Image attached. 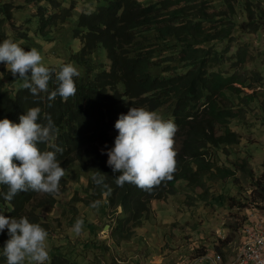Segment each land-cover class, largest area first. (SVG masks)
<instances>
[{"label": "trees", "instance_id": "trees-1", "mask_svg": "<svg viewBox=\"0 0 264 264\" xmlns=\"http://www.w3.org/2000/svg\"><path fill=\"white\" fill-rule=\"evenodd\" d=\"M219 1V4L215 2L213 6L212 0H108L95 13L83 12L74 31V37L80 40L82 46L72 59L84 66L86 71L79 77H74L76 95L66 102L59 96L50 102L47 99L48 93L33 96L29 90L12 89L19 78H14L8 66L0 63V71L3 73L0 76V119L7 118L18 123V117L32 107L41 109V123H46L44 115L49 114L58 129L54 143L63 149L62 154L57 153V159L66 172L61 179V188L66 185V176L69 177L68 171L73 160H78L81 171L91 174L84 191L93 193L95 201H100L99 207L105 214L110 209L117 212L123 208L128 221L127 227L142 226L141 218L149 213L152 203L155 200H167L169 195L175 194L179 182L184 185L181 191L188 193L187 203L190 205L193 203L191 199L197 195L196 189H206L205 176L214 169H217L223 179L235 178L232 167L207 162L206 158L209 149L216 153L220 149L239 144L238 135L232 131L231 124L237 114L248 113L246 106L242 105L247 102L245 99L242 98L240 105L234 102L235 93H243L234 84L245 85V74L233 75L235 70L230 74L222 66L229 60L231 69L242 67L246 70L247 51L236 48V40L247 33L264 31V0ZM30 2L33 11H36L35 7H39V26L43 37H48L54 24L52 18L47 16V9L51 5L60 7V3L57 0ZM10 6L12 3H2L0 0V43L5 39L12 40L3 30L4 24H10L14 20ZM212 6L215 10L210 12ZM64 14L69 15L70 12L65 10ZM20 37L31 40L27 32ZM232 48H236L234 53H230ZM100 49L106 50L109 67L99 65V72L91 74L96 65L92 56ZM50 68L55 72L61 69ZM56 86L53 76V80L49 82V92ZM247 97L249 100L253 99L251 96ZM216 99L224 102V105H220ZM49 103L51 107L48 106ZM167 104H170V108L164 119L174 121L178 126L175 139H181V147L176 149L177 167L172 180L151 191L132 184L118 187L115 179L119 174H113L106 163L107 150L114 146V139L107 132L117 133L114 123L130 107H143L158 113ZM237 106L240 109L237 110ZM218 124L224 131L220 132V136H217ZM88 132L90 136L85 137ZM97 141L102 142L100 151L94 148ZM38 147L42 151H54L48 144H40ZM247 162L248 160L242 167H246ZM97 170L107 174L105 183L111 191L93 182L92 177ZM251 186L254 195L245 193L243 203L235 196H228H231V208L242 204V208L252 206L251 209H262L264 176L254 177ZM74 191V202H79L85 214L83 229H86V233L82 245L89 251L92 248L105 249L109 242L99 239L103 227L87 219V212L92 209L93 201L85 209V202L78 197L89 196L83 194L82 186H75ZM7 192L8 187L0 185V215L16 219L27 217L29 222L41 225L35 212L29 213L32 201L40 193L21 192L9 202L3 198ZM57 196L58 194H47L46 201L40 205L41 209L46 205L57 206ZM222 200L223 198L219 201L214 199V202L221 204ZM248 215L247 211L242 219L237 218L227 227L236 235L248 222ZM234 238L235 236H231L223 240L220 237L222 244L231 243ZM7 239L9 237L5 229L0 232V260L4 264L6 258L2 257L3 247ZM62 240L67 247L58 246V254L50 257L45 264H77L70 257L77 253L70 251L71 240L68 237H62ZM215 251L223 256V263L231 260L224 248L216 247ZM207 252L208 249L204 250L203 256Z\"/></svg>", "mask_w": 264, "mask_h": 264}, {"label": "rangeland", "instance_id": "rangeland-1", "mask_svg": "<svg viewBox=\"0 0 264 264\" xmlns=\"http://www.w3.org/2000/svg\"><path fill=\"white\" fill-rule=\"evenodd\" d=\"M57 1L60 7L51 5L47 9V16L52 18V24H54L52 28L50 27L51 33L48 37H43L39 26V7H35L36 11H33L30 0H2V3H12L10 12L14 19L10 24H4L3 30L13 42L18 41L25 51L36 48L42 55L45 66L61 68L64 64H72L82 75L86 68L72 59V56L77 54L82 46L80 40L74 37V31L83 12L95 13L100 7L105 6L108 0ZM215 2L220 3L219 0H212L213 6ZM213 6L210 12L215 10ZM65 10H68L70 14H64ZM24 32L28 33L31 40L21 39L20 36ZM237 47L247 51V69L242 67L231 69L232 65L229 60L222 67L230 74L235 70L233 75L245 74V85L234 84V87L243 91L241 94L235 93L234 102L240 105L245 99L247 102L242 105L246 106L245 110L248 113L246 115L237 114L231 124L232 131L238 135L239 144L220 149L216 153L209 149L206 155L207 162H217L226 168L232 167L237 180L235 181L234 177L223 179L217 169H214L212 173L205 176L206 189H196L197 195L191 199L193 203L190 205L187 203L188 193L181 191L184 185L179 182L176 185L178 191L175 194L169 195L167 200H155L152 203L149 213L141 218L143 225L137 228L133 225L127 227L128 221L123 208L117 212L110 209L105 214L101 207H92L87 212L88 218H86L103 227L99 239L104 242L108 241L109 246L102 248L103 250L92 248L89 251L82 245L86 229H83L78 236L72 231L75 221L84 220L85 216L79 202H74V187L82 186L83 194L89 196L78 197L85 202V209L96 199L92 192L84 191L88 187L87 182L90 181L91 174L82 172L80 162L74 159L69 167V177L66 176L68 178L66 185L61 188L57 196L58 205H46L41 209L40 205L46 201L47 194L40 193L29 207V213L35 212V216L40 218L41 227L49 234L47 242L50 257L58 254V246L67 247L62 237H68V240H71L72 249L70 251L77 253L70 257L77 264H212L207 259L209 255L216 253V247L224 248L228 259L237 255L243 244L244 229L235 235L227 226L233 224L237 218L242 219L247 211L249 220H255L261 215L259 213L252 215L255 212L251 209L252 206L242 208L241 204L231 208L230 198L235 196L239 202L242 200L243 203L245 192L253 193L254 189L251 184L254 182V177L264 176V31L241 35L236 40ZM236 48L230 49V53H234ZM92 60L96 65L93 66L91 74L99 72V65L103 64L107 68L109 66L105 49H100L92 56ZM1 74L3 73L0 71V76ZM22 83L23 81L19 79L12 89H22ZM247 96L253 99L249 100ZM215 101L224 105V102L219 99ZM169 108L170 104H167L158 114L164 118L169 113ZM238 109L240 106H237ZM221 128L218 124L217 136L222 135L220 132H224ZM89 133L85 134V137L90 136ZM107 135L115 139L117 133L109 131ZM180 141L181 139H175L176 149L181 147ZM94 148L100 151L102 142L97 141ZM246 160H248L246 167H242ZM229 195L231 196L228 198ZM220 198H223L221 204L214 202V199L219 201ZM75 215L77 217H74ZM251 223L248 221L246 225ZM130 229L133 230V234ZM231 236H235L231 243L222 244L220 237L227 240ZM64 247H62L63 251L68 253ZM207 249L208 252L203 256V251ZM0 264H4L2 260Z\"/></svg>", "mask_w": 264, "mask_h": 264}, {"label": "clouds", "instance_id": "clouds-1", "mask_svg": "<svg viewBox=\"0 0 264 264\" xmlns=\"http://www.w3.org/2000/svg\"><path fill=\"white\" fill-rule=\"evenodd\" d=\"M0 63L8 66L11 75L22 80L21 87L33 96L48 93V101L59 96L66 102L76 95L74 77H79L78 69L64 64L55 72L45 66L36 48L25 51L18 43L5 39L0 43ZM53 76L57 86L49 92ZM48 106L51 107V103ZM40 114L39 107H32L18 117V123L0 119V185L8 187L3 196L6 201L11 202L21 192L56 195L61 191V179L66 172L57 159V153L62 154L63 149L54 143L58 129L49 114L44 115L46 123L39 122ZM114 128L118 134L114 146L107 150L106 163L113 174H119L115 179L118 187L132 184L151 191L172 180L177 167L175 134L178 131L173 120H165L156 111L143 107H130L126 114L118 116ZM40 144H48L54 151H42ZM106 176L97 170L92 180L111 191L105 183ZM99 205L100 201H94L91 207ZM83 226L84 221L77 219L72 231L78 236ZM5 229L9 237L3 247L6 264H45L50 260L49 234L40 224L29 222L27 217L16 219L0 215V232Z\"/></svg>", "mask_w": 264, "mask_h": 264}, {"label": "built area", "instance_id": "built-area-1", "mask_svg": "<svg viewBox=\"0 0 264 264\" xmlns=\"http://www.w3.org/2000/svg\"><path fill=\"white\" fill-rule=\"evenodd\" d=\"M255 213L261 215L245 227L242 247L230 264H264V199L262 209L252 215ZM208 259L212 264H224L219 253L209 255Z\"/></svg>", "mask_w": 264, "mask_h": 264}, {"label": "bare ground", "instance_id": "bare-ground-1", "mask_svg": "<svg viewBox=\"0 0 264 264\" xmlns=\"http://www.w3.org/2000/svg\"><path fill=\"white\" fill-rule=\"evenodd\" d=\"M242 189H244V188H242ZM239 190V189H238ZM244 191V190H243ZM259 192V191H258ZM236 193V192H235ZM246 193V192H245ZM257 193V192H256ZM253 195H254V193H253ZM260 196V195H259ZM258 196V197H259ZM263 197V196H262ZM255 198V197H254ZM250 199V198H249ZM259 199H260V197H259ZM262 199V198H261ZM253 201V200H252ZM255 202V201H254ZM261 202V201H260ZM262 204V203H261ZM215 254V253H214ZM235 257V256H234ZM234 257L228 262V263H224V264H230L233 260H234ZM208 261H210L209 259H207ZM223 263V262H222Z\"/></svg>", "mask_w": 264, "mask_h": 264}, {"label": "water", "instance_id": "water-1", "mask_svg": "<svg viewBox=\"0 0 264 264\" xmlns=\"http://www.w3.org/2000/svg\"><path fill=\"white\" fill-rule=\"evenodd\" d=\"M109 229V228H108ZM107 230V229H106Z\"/></svg>", "mask_w": 264, "mask_h": 264}]
</instances>
